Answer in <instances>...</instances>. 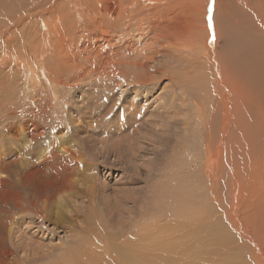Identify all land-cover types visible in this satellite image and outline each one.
Segmentation results:
<instances>
[{
  "label": "rangeland",
  "instance_id": "1",
  "mask_svg": "<svg viewBox=\"0 0 264 264\" xmlns=\"http://www.w3.org/2000/svg\"><path fill=\"white\" fill-rule=\"evenodd\" d=\"M41 1L0 0V147L17 156L19 171L30 164L25 155L36 158L66 139L99 167L78 164L84 189L68 198L72 220L50 236L31 231L35 246L46 238L53 260L74 242L66 227L89 232L94 203L85 186L103 183L121 192L125 236L116 243L148 264H263L264 23L245 13L247 0H217L212 22L223 32L215 42L205 31L209 0H113L112 14L106 0ZM219 77L239 108L225 172L218 169L224 158L211 171L204 154L209 144L215 154L221 138ZM146 79L149 86L138 84ZM15 125L20 135L6 139L4 130ZM26 128L43 133L30 140ZM102 220L104 233H114V223ZM99 235L93 244L106 238Z\"/></svg>",
  "mask_w": 264,
  "mask_h": 264
},
{
  "label": "bare ground",
  "instance_id": "2",
  "mask_svg": "<svg viewBox=\"0 0 264 264\" xmlns=\"http://www.w3.org/2000/svg\"><path fill=\"white\" fill-rule=\"evenodd\" d=\"M44 1H46V0H44ZM44 1H41V2L44 3ZM112 1L113 0H106L107 8H108L107 10L108 11L110 10L109 11L110 13L114 12L113 11L114 2H112ZM240 1H242V0H239V2ZM252 1L253 0H247L246 3H248L250 6ZM252 3H254V5H252V6H254V8H251V7L246 6V5H245L246 7L244 6V8L249 11V12H245V13H247V15H249V13H250L252 15V17L253 16L259 17L260 19H262V22L264 23V0H254V2H252ZM215 7H217V0H209V9L207 11V16H206L207 20H208L207 22H208L209 27L207 29H205V31L208 30V32L210 33L209 34L210 35V39H209L210 42H215L216 37L218 38V36L223 32V30H219L220 27L217 28V32H216L215 31L216 25H214V23L212 22L215 11H217V10H215ZM115 8H116V6H115ZM50 9H53V8H50ZM103 10H104V8H103ZM109 12H108V14H109ZM218 13H219V11H218ZM226 15L230 16L232 14L227 12ZM12 22H14V21H12ZM44 22L46 23V21H44ZM240 24L242 26H244V28L247 26V24L244 22V19H242V22ZM257 29H258V26H257ZM261 30H263V29H261ZM231 31H233V30H231ZM234 34H235V32H234ZM49 35H50V33H49ZM240 36H242V35H240ZM240 36H238V37H240ZM241 40L244 41V43L242 44L243 47L246 46L247 44H249V40L247 38L241 37ZM231 44L232 43H230V46H231ZM240 53L237 52L235 55H240ZM244 69H245V67H244ZM252 73H254V72H252ZM256 76H257V74H256ZM218 82H219V85L223 86V88H224L223 96H220V100H221V104H222V115H223V117H222L221 128L217 124H214V125L219 127V129H220L219 133L221 134V138L218 142L215 154L212 151V149H214L213 145L211 146V144H209L207 148H204V154L207 156V164H208V167L212 169L211 171H213V168L216 165L221 164L220 162L222 160L219 161V157L224 158V159H223L222 164L218 167V169H223V168L226 169V166H227L226 163L228 162L227 158H228L229 154H231L230 148H228V144H230L232 131H233V129L236 131V129L239 128V122H236V118H237L236 115H238L237 109H239V108H237L236 94L233 92L232 89H230L229 85L225 82V79H222L221 77H219ZM138 84L140 86L141 85H143V86H149L150 85V84L147 85V79L143 80V82L138 81ZM125 92H127V90ZM212 92H213V90H212ZM114 93L116 94V92H114ZM115 94L112 95L113 98H114ZM173 95H174V97H176L175 92ZM182 98H184L183 95H182ZM108 102L109 101H107V103L106 102L105 103L108 104ZM215 105H217V104H215ZM103 107L107 112L110 111L108 106L104 105ZM219 109H217V111ZM133 111H134V109H133ZM109 113L111 114L112 112H109ZM130 113H131V111H130ZM134 113H136V112H134ZM238 117H239V115H238ZM125 118H127V117H125ZM130 122L128 121V123H130ZM21 129H23V130L25 129L24 124H23V127ZM113 129L111 128L110 130L113 131ZM20 130H18L16 125L6 128L4 130V132L6 133V134L4 133V135H6L5 138L8 137L10 139L12 137L13 138L16 136L18 137V135H20L19 134ZM26 131H27L28 135H31L30 140H33L37 137H40L41 136L40 134L43 133V132H39L38 130H33L32 128H26ZM115 132L116 131L114 129V133ZM111 135H113V134H111ZM21 137H22V135L20 136V138ZM5 138L3 137V139H5ZM63 138H65V137H63ZM240 138L242 139V141L245 142L244 137L240 136ZM12 140H15V138ZM3 141L1 142V139H0V146H2ZM55 142H57V143H55ZM55 142H54L55 144L53 146H51L50 148L48 147L49 149L46 150V152H44L42 150L43 152L40 153L36 158L33 157V155L35 154L34 152H36V151L33 152L34 154H31L32 153L31 152L30 156H28L29 154L25 155L27 157H30L29 158L30 164L27 163L28 165L24 166L25 169H23V170H21V168H19L20 169L19 171H17L18 169H16L17 164L15 165V163H16L15 157H17V156L12 155L11 153L7 152L8 150L6 151V150H4L3 147L2 148L0 147V264H41L40 262L44 261L45 259L50 258L51 255L54 256V254L52 253V252H54V250L49 249L50 247L46 248L41 243V242L45 243L46 238L38 239L40 242L39 243L40 245L35 246V244H36L35 243L36 241L34 238L35 234L31 233V231L37 232L38 234L41 233L43 236H45L47 233L50 236V234L56 233L58 228L63 227L62 226L63 223L65 225V222H70L72 220V215H71L72 211L69 209L70 208V201L68 198H70V197H72L71 199H73V197L76 199L80 198L79 194H81L82 190L84 189L83 188L81 191H78V187H77L78 185L77 184L79 183V180L77 178V175H78L77 172L80 170V168L77 169V166L79 163H83L85 161H88L94 167L98 166L95 158L89 157L88 155H86L87 156V158H86L84 155H79L80 153L74 151L73 150L74 144H72L71 142H68V140L64 139V140H59V141H55ZM52 143H53V141H52ZM7 144H8V146L10 145L9 143H7ZM29 144L30 143H28V145ZM25 145L27 146V144H25ZM25 145H24V147H25ZM238 145H240V144H238ZM132 146H133V144H132ZM245 148L246 147H244V149ZM28 149H29V147H28ZM112 149H114V147ZM238 149H241V148H238ZM104 150H106V149H104ZM114 154H115V152H114ZM23 156H21V157L23 158ZM25 156H24V158H25ZM18 157H20V156H18ZM117 157H119V156H117ZM229 157H231V156H229ZM104 158H105V156H104ZM128 158H130V157H128ZM135 158H136V156H135ZM97 160L99 161V158H97ZM133 160L134 159H132L131 161H133ZM102 163H103V161H102ZM126 164H128V163H126ZM84 165H87V164H84ZM224 165H226V166L224 167ZM237 166H238V164H237ZM82 167L83 166L81 165V169H82ZM235 167L236 166H234V168ZM224 169H223V171H224ZM232 170H233V168H232ZM232 170H231V172H232L231 174H233V176H234L235 173ZM226 173H228V172H226ZM131 176H133L132 179H134V180H130L129 181L130 183L135 181L134 175H131ZM129 179H130V177H129ZM211 180H213V179H211ZM237 180L238 179L235 178L234 183H235V181L237 183ZM249 181H250V178H249ZM81 182H82V180H81ZM102 184L96 185V186H94V188H92L91 185H90L91 187H88V185H86V186L84 185L85 189H87L86 194L90 195L89 203H94L93 211H91L92 215L88 216V220H89L90 224H92L93 227L90 228L89 232H88V230L80 228L81 231L79 233H77L76 231H74L72 229H69V227L68 228L66 227L67 230L65 232L70 234V237H72L74 242L72 244H70L69 246H67L65 249H63L62 254L56 255L53 260L51 257V260L48 262V264H148L147 263V257H145L144 255H142V256L139 255L138 252H140V251H138V252L136 250H134V251L133 250H131V251L127 250L126 251L124 247H123L124 249L121 247L122 244L120 246L118 245V244H120L118 241L123 240L124 236H125V234L123 235V233H122V221L119 222V220H118V218L121 216V213H122V211L119 210V207H118L119 205H121L120 201H119L120 200L119 193L121 194V192L118 193V191L110 189V187H108V185L104 186L105 184L104 185H102ZM79 185H82V184L79 183ZM93 185H95V184H93ZM239 186L240 185H238V187ZM262 188H264V187H262ZM234 190H235V188H234ZM107 191H109L108 193H109V196L112 198V201H111L110 197L108 198V195L106 194ZM104 194H106L107 197ZM235 195H237V194H235ZM107 198L110 199V201ZM240 200L241 199H239V202H240ZM250 203H251V201L248 204L250 205ZM77 208H78L77 205L73 206V211L76 213L78 212ZM19 214H21V215H19ZM16 216H18V218ZM103 217L105 219H107L111 224L114 223V226L112 227V231L114 233H104V231H106V228H105V224L103 223V220H102ZM15 218H17V219H15ZM235 218H236V216H235ZM241 225H242V223H241ZM110 230H111V228H110ZM146 231H145V233H146ZM132 232H133V230H132ZM140 233H142V232H140ZM140 233H139V235H143ZM28 234H30V239L32 241L31 243H27L26 241H24V238L28 237ZM99 234H105L106 238L104 239V237H103L102 238L103 240L100 241V243H98L99 241L98 242L96 241V243L93 244L94 243V242H92L93 238L97 239L98 236H100ZM137 234H138V232H137ZM146 235H148V234L146 233ZM143 236H145V234ZM131 238H129V239H131ZM134 239H137V238L134 237ZM134 239H132L133 242H135ZM147 239H149V238H147ZM138 240H139V238H138ZM8 241H10L9 244H8ZM116 242H118V244ZM127 242H129V241H127ZM127 242L125 241V243H127ZM140 242H142V241H140ZM143 243H144V241H143ZM148 254H149V252H148Z\"/></svg>",
  "mask_w": 264,
  "mask_h": 264
}]
</instances>
